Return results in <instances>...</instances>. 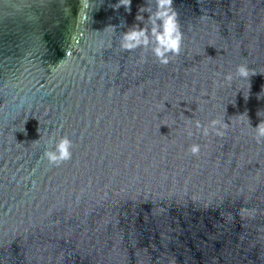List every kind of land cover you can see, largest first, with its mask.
<instances>
[{
    "label": "water",
    "instance_id": "water-1",
    "mask_svg": "<svg viewBox=\"0 0 264 264\" xmlns=\"http://www.w3.org/2000/svg\"><path fill=\"white\" fill-rule=\"evenodd\" d=\"M173 7L165 65L156 0H0V264H264V0Z\"/></svg>",
    "mask_w": 264,
    "mask_h": 264
},
{
    "label": "clouds",
    "instance_id": "clouds-1",
    "mask_svg": "<svg viewBox=\"0 0 264 264\" xmlns=\"http://www.w3.org/2000/svg\"><path fill=\"white\" fill-rule=\"evenodd\" d=\"M132 0H120V5L130 8ZM143 11V10H142ZM144 17H138V20L143 21ZM152 29L151 37L148 34L147 28H139L138 26L133 30L125 33L122 42V48L126 51L134 50L138 47H147L151 44L152 37L155 38L156 47L154 52L162 64L171 62V58L179 56L184 47V34L181 31L178 14L174 10L173 0H156V12L150 16ZM250 71L246 65L239 68V75L247 79ZM231 81V77L228 78ZM219 121L213 122L215 124ZM207 134V133H206ZM257 142L264 141V123L258 126ZM73 142L67 136L59 139L55 144L54 150H47L45 157L48 162L55 166L69 162L73 156ZM201 152L199 146H195L191 150V154L198 156Z\"/></svg>",
    "mask_w": 264,
    "mask_h": 264
}]
</instances>
